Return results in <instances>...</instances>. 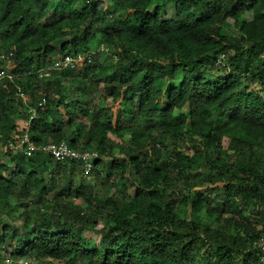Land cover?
Listing matches in <instances>:
<instances>
[{
  "label": "trees",
  "instance_id": "obj_1",
  "mask_svg": "<svg viewBox=\"0 0 264 264\" xmlns=\"http://www.w3.org/2000/svg\"><path fill=\"white\" fill-rule=\"evenodd\" d=\"M212 1L0 0V71L12 51L17 75L0 80V264H258L264 0ZM29 106L38 146L100 154L108 195L77 181L82 162L7 149Z\"/></svg>",
  "mask_w": 264,
  "mask_h": 264
},
{
  "label": "built area",
  "instance_id": "obj_2",
  "mask_svg": "<svg viewBox=\"0 0 264 264\" xmlns=\"http://www.w3.org/2000/svg\"><path fill=\"white\" fill-rule=\"evenodd\" d=\"M100 51H106V48L102 45L95 52H87L83 54L66 55L64 58L58 59L54 62L53 65L48 67H43L36 72L40 77L48 76L53 70H66V69H79L82 68L86 63L92 62V56ZM14 53L11 51L9 54L4 55V62L6 63V68L0 71V80L8 78L10 80L15 79L16 74L10 72L13 67L12 58ZM225 56L220 55L219 62H223ZM18 94L24 99V101H29V97L26 96L21 89H18ZM39 105H42L40 103ZM29 113V119L25 121L24 126L22 127L19 135V139L16 141L8 140L6 142L7 149L12 154H24L26 157H32L38 152H43L48 154L54 160L62 162L65 160L79 161L83 164V176L88 177L91 175L94 163L97 159H100L101 156L97 151H81L75 148H72L65 142L61 143H49L42 146H38L31 138V122L37 116V110L33 106L27 108ZM253 247L258 250L259 261L258 264H264V237L257 240ZM25 264H29L26 262Z\"/></svg>",
  "mask_w": 264,
  "mask_h": 264
},
{
  "label": "rangeland",
  "instance_id": "obj_3",
  "mask_svg": "<svg viewBox=\"0 0 264 264\" xmlns=\"http://www.w3.org/2000/svg\"><path fill=\"white\" fill-rule=\"evenodd\" d=\"M205 2H207V3L209 2L211 4H214V2L212 0H203V4ZM226 55H227V58H228L229 53H226ZM226 62H224V64H222V65H225ZM251 88L252 89H255L257 91H260L261 90V87L258 84H252V87ZM187 111H188V109L185 110L186 113H188ZM86 120H88V119H86ZM4 151H5V149H4ZM95 180L96 179L94 178V175L93 174H91L88 177H85V176H82L81 175L79 178H77V181L79 183L83 184V185H92L93 183L96 182V185H97L96 186V189H97V192H98L99 196L106 195V194L108 195V188H107V186L106 185H103L101 181H99V180L98 181H95ZM75 202H77L78 204H80L82 206H85V204L83 203V200L82 199H77ZM186 215H188V209L184 208L183 211L181 212V214L179 215V217L180 218H183Z\"/></svg>",
  "mask_w": 264,
  "mask_h": 264
}]
</instances>
